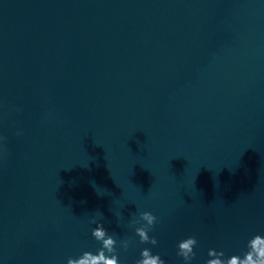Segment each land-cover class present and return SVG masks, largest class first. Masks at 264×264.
Masks as SVG:
<instances>
[{"label": "water", "instance_id": "1", "mask_svg": "<svg viewBox=\"0 0 264 264\" xmlns=\"http://www.w3.org/2000/svg\"><path fill=\"white\" fill-rule=\"evenodd\" d=\"M0 137V264L96 253L93 217L121 264H186L192 236L188 264L243 256L264 235V0H0Z\"/></svg>", "mask_w": 264, "mask_h": 264}, {"label": "clouds", "instance_id": "2", "mask_svg": "<svg viewBox=\"0 0 264 264\" xmlns=\"http://www.w3.org/2000/svg\"><path fill=\"white\" fill-rule=\"evenodd\" d=\"M19 134V132H18ZM5 139L0 137V141ZM7 152L6 146L0 145V156ZM156 216L150 211L140 213L138 219L132 221L133 224H140L141 221H146V224L136 227L135 232L140 237L142 243L157 244L156 237L149 236V230L156 222ZM92 223L97 226L92 230L93 237L101 242V247L96 253L85 251L79 258H69L67 264H121L119 254L117 252V240L113 235L108 233L102 221H97L93 217ZM122 247L127 250L131 240L124 239L121 242ZM197 244V239L192 236L178 242L177 255L182 256L186 264L192 261L196 253L194 246ZM247 251L241 256L233 254L230 257H225L224 252L216 249H209L208 256L211 257L206 261V264H264V235L256 234L247 244ZM136 264H165L161 256L153 254L150 248H143L141 258L136 261Z\"/></svg>", "mask_w": 264, "mask_h": 264}]
</instances>
